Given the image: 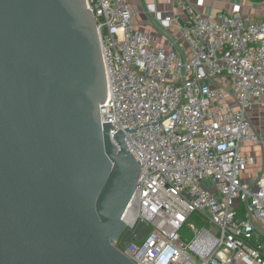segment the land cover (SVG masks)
I'll return each mask as SVG.
<instances>
[{"label":"built area","instance_id":"obj_1","mask_svg":"<svg viewBox=\"0 0 264 264\" xmlns=\"http://www.w3.org/2000/svg\"><path fill=\"white\" fill-rule=\"evenodd\" d=\"M87 1L109 85L110 134L133 130L124 137L141 168L121 234L149 227L140 241L114 246L133 264H264V248L252 243L264 238V179H242L254 159L241 153L258 142L248 110L264 106V18L239 6L201 15L178 0L185 20L157 21L175 27L179 46L135 29L125 0Z\"/></svg>","mask_w":264,"mask_h":264},{"label":"water","instance_id":"obj_2","mask_svg":"<svg viewBox=\"0 0 264 264\" xmlns=\"http://www.w3.org/2000/svg\"><path fill=\"white\" fill-rule=\"evenodd\" d=\"M108 88L87 0H0V264H133L141 168Z\"/></svg>","mask_w":264,"mask_h":264},{"label":"crops","instance_id":"obj_3","mask_svg":"<svg viewBox=\"0 0 264 264\" xmlns=\"http://www.w3.org/2000/svg\"><path fill=\"white\" fill-rule=\"evenodd\" d=\"M178 0H125L134 10L133 20L135 29L153 32L165 40H178V33L174 26L162 29L157 21L158 16H172L185 20L184 12L177 6ZM198 11L205 15L216 12H230L234 6H239L242 14L252 20L264 18V0H188ZM179 46L182 45L178 40ZM251 128L258 138L257 143H244L241 153L254 159V164L243 173L245 181L264 179V106L254 105L248 110Z\"/></svg>","mask_w":264,"mask_h":264},{"label":"rangeland","instance_id":"obj_4","mask_svg":"<svg viewBox=\"0 0 264 264\" xmlns=\"http://www.w3.org/2000/svg\"><path fill=\"white\" fill-rule=\"evenodd\" d=\"M180 43H182V42H180ZM180 236L187 243L190 242L191 239L193 238V234L187 226H184L182 228V230L180 231ZM252 243L256 244V245L261 244L262 247L264 248V238H259V236H257V235L253 236Z\"/></svg>","mask_w":264,"mask_h":264}]
</instances>
